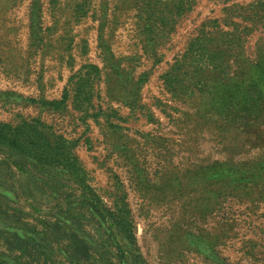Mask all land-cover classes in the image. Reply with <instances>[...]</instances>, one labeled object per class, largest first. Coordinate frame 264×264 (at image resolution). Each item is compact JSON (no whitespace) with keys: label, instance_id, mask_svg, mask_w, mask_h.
Segmentation results:
<instances>
[{"label":"rangeland","instance_id":"rangeland-1","mask_svg":"<svg viewBox=\"0 0 264 264\" xmlns=\"http://www.w3.org/2000/svg\"><path fill=\"white\" fill-rule=\"evenodd\" d=\"M30 119L65 141L56 195L124 202L145 264H264V0H0V123ZM32 184L0 207L40 229Z\"/></svg>","mask_w":264,"mask_h":264},{"label":"trees","instance_id":"trees-1","mask_svg":"<svg viewBox=\"0 0 264 264\" xmlns=\"http://www.w3.org/2000/svg\"><path fill=\"white\" fill-rule=\"evenodd\" d=\"M64 98L65 94L59 102H41L44 106L57 108ZM57 138L50 131H44L38 119L22 120L15 126L0 123V167L7 168L15 174L13 176H20V186L21 181H29L35 188L51 187L56 196L54 211L49 219L39 221L40 229L27 223L20 225V207H13L9 213L10 207L2 205L0 215L6 223L0 233L4 234L7 244L29 264H40L37 255L38 252L45 253L46 246L52 251L48 250V264H57L56 258H52V244H55L54 251L64 257L65 264H145L137 251L124 202L120 200L107 207L88 187L80 196L69 194L60 199L56 195L59 189L56 177L61 178L66 169L71 171L73 166L64 152L67 151L64 139L61 143H53ZM20 186L19 191L4 187L0 198L16 202L17 197H23V203L26 202L30 210H38L28 201L26 191ZM57 199L64 200V203L60 204ZM0 203L4 202L0 199ZM0 264L10 263L0 260Z\"/></svg>","mask_w":264,"mask_h":264}]
</instances>
